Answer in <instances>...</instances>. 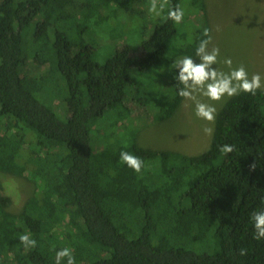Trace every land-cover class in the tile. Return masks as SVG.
Masks as SVG:
<instances>
[{
  "label": "trees",
  "instance_id": "1",
  "mask_svg": "<svg viewBox=\"0 0 264 264\" xmlns=\"http://www.w3.org/2000/svg\"><path fill=\"white\" fill-rule=\"evenodd\" d=\"M150 3L0 0V171L37 187L17 212L0 194V264H55L63 248L75 264H264L251 219L264 211V89L228 98L208 147L193 155L142 147L122 122L128 107L118 104L143 100L131 70L174 68L208 29L202 21L186 34L166 18L181 0H169L159 19ZM183 6L203 15L202 0ZM173 38L186 43L176 49ZM177 74L153 120L181 99ZM48 93L61 94L65 118L38 97ZM107 112L109 127L121 131L113 141L100 125ZM92 131L103 135L98 147ZM225 144L235 150L225 155ZM121 151L143 160L140 173L120 161ZM21 235L36 246L25 248Z\"/></svg>",
  "mask_w": 264,
  "mask_h": 264
},
{
  "label": "rangeland",
  "instance_id": "2",
  "mask_svg": "<svg viewBox=\"0 0 264 264\" xmlns=\"http://www.w3.org/2000/svg\"><path fill=\"white\" fill-rule=\"evenodd\" d=\"M202 1L204 4L203 15H196L197 11L193 9V6L189 8L183 6L188 0H181L185 15L181 23H176L179 31L186 33L191 30V25H193V28L200 27L198 23L206 21L212 37L208 47L209 49L212 47L220 49L219 63L212 67L227 72L229 69L222 61L224 58H231L233 68L243 65L249 74V78L252 74L259 73L262 77V84H264V0ZM150 15L155 17L152 13ZM139 23L141 25V21ZM188 37H191V35H188ZM174 39L171 42L176 49H179L181 44L185 45L186 43L179 39L174 42ZM199 42L200 39L194 43L191 55L196 63H199V58L195 56V49L198 47ZM131 44L135 45V42H131ZM167 49H171L170 45ZM173 51L166 53L171 55ZM178 60L180 58H177L176 61ZM173 71L174 68L168 69V66H156L142 73L133 68L130 72L129 81L132 88L139 92L143 100L141 103L125 100L118 104L119 107L120 105L128 107L127 116L122 122L137 130L136 141L142 147L173 150L184 154H197L208 147L211 135L205 134L203 129L205 127L213 129L214 122L208 124L206 121L197 118L195 105L192 101L181 97L170 116L153 120V116L159 114L160 102L158 101H162V97L166 96L164 94L170 87L169 80ZM149 86L152 90L148 88ZM38 97L61 118L66 117V106L61 94L53 96L48 93V97L45 98L38 94ZM200 99L207 103H213L204 97H200ZM227 99L228 97H225L222 102L215 104L217 111ZM125 109L121 111H125ZM115 112L118 111L115 110ZM106 115V120L101 122L100 125L108 124L103 130V135L108 137L107 140L113 141L117 136L116 131L118 129H114L112 126L109 127L111 122L108 118L111 112H107ZM2 124L0 123V130L4 127ZM117 132L121 134V131ZM103 135L97 133V131L96 133L92 131L93 147H98L97 144L100 143L99 140L103 139ZM36 189V184L32 180L18 175L17 172L0 171V194L10 198V211L17 212L22 203L30 198Z\"/></svg>",
  "mask_w": 264,
  "mask_h": 264
},
{
  "label": "clouds",
  "instance_id": "3",
  "mask_svg": "<svg viewBox=\"0 0 264 264\" xmlns=\"http://www.w3.org/2000/svg\"><path fill=\"white\" fill-rule=\"evenodd\" d=\"M168 4L169 0H151L149 12L155 17H160ZM184 15V9L176 6L168 9L166 18L179 24ZM203 36L205 39L200 40L195 49V56L199 58V63L194 62L191 56H185L175 61L173 67L178 70L176 80L182 85L177 95L194 103L197 118L212 124L217 114L216 103L222 102L225 97L231 98L239 95L241 92L255 95L257 90L264 87V84H262V77L259 73H254L249 78V74L243 65L233 68L231 58H224L222 61L229 69L227 72L212 67L219 63L220 49L218 47L209 49L208 46L212 39L209 29H204ZM200 97H204L213 103L204 102ZM203 131L205 134L211 135L213 129L205 127ZM234 150V145L229 144L220 148V151L225 155ZM120 161L136 173H140L144 167V162L140 157L127 151L120 152ZM255 167V164L250 165V169ZM251 219L255 229L254 239H264V211L254 212ZM19 242L25 248L36 246V241L31 239L29 235H21ZM240 254L246 253L241 249ZM62 261L64 264H75V259L69 248H63L56 252L55 264H61Z\"/></svg>",
  "mask_w": 264,
  "mask_h": 264
}]
</instances>
